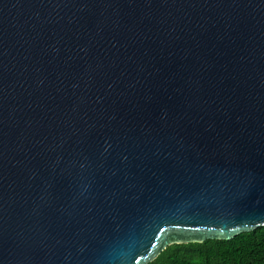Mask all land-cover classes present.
<instances>
[{"label": "water", "instance_id": "water-1", "mask_svg": "<svg viewBox=\"0 0 264 264\" xmlns=\"http://www.w3.org/2000/svg\"><path fill=\"white\" fill-rule=\"evenodd\" d=\"M258 226L264 0H0V264Z\"/></svg>", "mask_w": 264, "mask_h": 264}, {"label": "trees", "instance_id": "trees-1", "mask_svg": "<svg viewBox=\"0 0 264 264\" xmlns=\"http://www.w3.org/2000/svg\"><path fill=\"white\" fill-rule=\"evenodd\" d=\"M146 264H264V226L230 239L172 243Z\"/></svg>", "mask_w": 264, "mask_h": 264}]
</instances>
